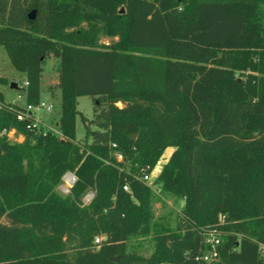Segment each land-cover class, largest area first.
I'll list each match as a JSON object with an SVG mask.
<instances>
[{
    "label": "trees",
    "instance_id": "obj_1",
    "mask_svg": "<svg viewBox=\"0 0 264 264\" xmlns=\"http://www.w3.org/2000/svg\"><path fill=\"white\" fill-rule=\"evenodd\" d=\"M0 45L26 103L49 57L59 92L56 131L33 134L0 91V264H264V0H0ZM168 147L152 183L182 199L172 227L152 220L141 180ZM149 234V257L127 252Z\"/></svg>",
    "mask_w": 264,
    "mask_h": 264
},
{
    "label": "rangeland",
    "instance_id": "obj_2",
    "mask_svg": "<svg viewBox=\"0 0 264 264\" xmlns=\"http://www.w3.org/2000/svg\"><path fill=\"white\" fill-rule=\"evenodd\" d=\"M101 41L108 42L110 41V38L102 37ZM0 76L5 77L7 80V84L0 85L3 101L7 103L12 102L20 106L23 105L25 101L24 93L19 91L17 88H11L9 85L11 82H14L17 87H20L22 82L25 80V77L22 73L14 69L3 46L1 45ZM57 80L58 75L56 72V59L49 57L43 65L42 77L40 80V101L45 104L52 105L53 110L50 115L46 114L44 111H41L39 115L41 116V121L51 127H54L59 109V92L56 88L51 90V87L57 83ZM76 108L87 120L92 117V100L89 96L77 97ZM84 135V124L80 119V115H77L75 118V138L77 141L81 142ZM6 138L10 143H21L24 140V137L21 134H15L9 137L7 136ZM30 140H32V138ZM171 150L172 147H168L163 151L155 163L157 169L160 167L161 170L162 165L166 161V157L169 155ZM60 183L54 187V190L57 194L64 196L65 194L62 193L59 188ZM147 185H149L154 194L151 207L152 220L165 223L170 227L174 226L178 221L177 214L183 204L182 199L171 193L159 191L157 185L152 183V180L147 182ZM1 221L4 222L5 219L2 218ZM126 243L128 253L137 254L144 258L149 257L154 250V239L152 234L129 236Z\"/></svg>",
    "mask_w": 264,
    "mask_h": 264
},
{
    "label": "built area",
    "instance_id": "obj_3",
    "mask_svg": "<svg viewBox=\"0 0 264 264\" xmlns=\"http://www.w3.org/2000/svg\"><path fill=\"white\" fill-rule=\"evenodd\" d=\"M20 87H23V88L26 87L25 80L22 82V85ZM20 107H21V110L16 114V119L19 121H25L26 128L29 131H31L33 134L40 133L41 126H45V127H48L49 129L56 131V123L54 124V127L48 126L47 124L41 121V116L39 115L41 111H44L46 114L50 115L53 110L52 105L45 104L41 101L33 105V104H28L24 101V104L21 105ZM15 134H20V133H18L14 128L3 129V131L1 132V135H4L6 137L7 136L9 137ZM117 158L120 159V156L118 155ZM159 171H160V167L159 169H157V166L155 165L151 168L149 172L143 173V175L141 176V180L147 184V182L154 180V178L157 176ZM75 180H76V177L74 173L71 171H66L63 174L61 181H60L61 183H60L59 188L61 192L64 193L65 195L68 194L69 189L72 186V184L75 182ZM122 189L125 191H129L127 184H124L122 186ZM93 196H94L93 190L91 189L87 190L84 193V195L81 197L82 204L83 205L88 204L93 198ZM104 240H105L104 236H101V235L94 237V243L96 245L100 244ZM205 242L210 245L211 250L203 253V255L201 256V259L205 262H210L215 257L214 247L216 244L219 243V239L215 233H210L205 238ZM259 250H260V253L264 255V245H260Z\"/></svg>",
    "mask_w": 264,
    "mask_h": 264
},
{
    "label": "water",
    "instance_id": "obj_4",
    "mask_svg": "<svg viewBox=\"0 0 264 264\" xmlns=\"http://www.w3.org/2000/svg\"><path fill=\"white\" fill-rule=\"evenodd\" d=\"M120 11H122V9ZM34 16H35V11L34 10L30 11L29 14H28V18L29 19H33ZM9 86L11 88H13V89L17 88V85L14 82H11ZM110 260L113 261V262H116L117 261V257H111Z\"/></svg>",
    "mask_w": 264,
    "mask_h": 264
},
{
    "label": "crops",
    "instance_id": "obj_5",
    "mask_svg": "<svg viewBox=\"0 0 264 264\" xmlns=\"http://www.w3.org/2000/svg\"><path fill=\"white\" fill-rule=\"evenodd\" d=\"M25 77V76H24ZM20 106V105H19ZM57 118H58V114H57V116H56ZM56 123V122H55Z\"/></svg>",
    "mask_w": 264,
    "mask_h": 264
}]
</instances>
